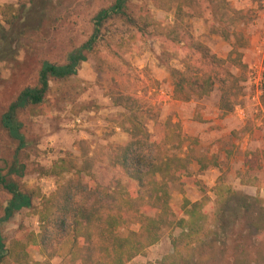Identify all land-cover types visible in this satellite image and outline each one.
<instances>
[{
    "label": "rangeland",
    "instance_id": "rangeland-1",
    "mask_svg": "<svg viewBox=\"0 0 264 264\" xmlns=\"http://www.w3.org/2000/svg\"><path fill=\"white\" fill-rule=\"evenodd\" d=\"M114 1L0 0V8L13 6L17 16L13 26L0 17V118L22 90L36 84L42 62L63 64L69 53L90 38L95 15L112 6ZM228 1L231 9L250 14L249 21L238 24L235 29L248 43L239 51L240 60L235 55L230 57L232 48L227 41L217 33H210L202 14L191 18L188 25L194 43L210 48L225 62L227 72L236 78L233 87L236 89L229 90V100L233 103L237 99L233 112L224 115L219 110L224 91L218 84L203 99H192L188 103L172 100V71L194 75L201 70L200 65L191 54L184 59L178 44L160 36L164 27L174 24V11L169 9L171 3L133 0L131 8L136 17L143 14L154 23L149 35L140 38L121 24L113 27L114 33L105 32L100 50L88 56L77 76L65 83L52 84L44 106L21 113L28 142L27 149L20 155L21 162L27 166L21 182L39 191L42 197L34 201L33 209L19 213L4 225L3 233L9 243L21 226L30 232H39L38 213L43 197L52 195L58 186L57 180L45 174L55 162L67 154L80 159L85 154L98 160L110 149L127 142V134L116 123L123 113L114 103L118 95L134 97L145 111H149L144 121L150 129L157 122L176 124L180 114L191 116L195 112L189 120L194 121L197 128L180 124L184 143L179 155L190 157L191 174L198 176L195 171L202 165L222 173L225 170L218 182L228 185L230 170L227 168L233 159L243 167L237 174L240 173L246 190L239 189L238 185L230 186L264 202V3ZM8 11L6 9V13ZM111 36L114 38L110 39ZM135 36L137 40H132ZM240 110L244 111L243 116L239 115ZM191 128L197 129L199 135L190 136ZM215 140L217 147L211 143ZM16 147V143L0 131V167L4 166L3 161L12 160ZM200 183L204 192L178 184L172 187L173 204L180 207L184 199L195 203L204 196L213 204L215 187L203 180ZM8 199L0 191V207H4ZM227 217L226 231L230 238L241 239L245 244L243 264H264V234L251 228L240 209ZM138 229L139 226L131 221L118 230V235L126 237ZM180 232L174 225L164 228L160 242L129 264H160L172 253L171 238ZM18 236L26 238L25 234ZM232 255L229 251L225 258L218 256L216 263L208 264H233ZM32 260L42 262L44 258L34 252ZM50 263L62 264L58 258Z\"/></svg>",
    "mask_w": 264,
    "mask_h": 264
},
{
    "label": "trees",
    "instance_id": "trees-1",
    "mask_svg": "<svg viewBox=\"0 0 264 264\" xmlns=\"http://www.w3.org/2000/svg\"><path fill=\"white\" fill-rule=\"evenodd\" d=\"M132 1L115 0L112 6L101 9L93 18L90 38L69 53L63 64L42 62L36 84L22 90L1 115L0 131L17 147L12 160L3 161L4 166L0 167V191L9 197L6 205L0 207V264H51L54 258L62 264H129L158 244L163 229L172 225L181 232L171 238L172 253L160 264L216 263L218 256L223 259L229 251L233 253V264H243L245 244L240 238H230L226 231L227 215L237 209L243 212L251 228L264 234V202L223 182L213 190V204L204 196L201 201L191 203L184 199L180 207L175 206L171 189L176 184L201 192L205 189L190 172V157L179 155L184 143L181 125L157 122L150 129L144 121L149 111L134 97L118 95L114 103L123 113L116 123L127 134V142L98 160L85 154L82 159L67 154L55 162L45 174L57 180L58 186L52 195L43 197L38 213L39 232L21 226L10 243L5 238L4 225L19 213L33 209L34 201L42 197L39 191L21 182L27 166L20 155L28 147L21 113L44 106L52 84L77 76L88 56L100 50L105 32L114 33L113 27L121 24L140 38L149 35L154 23L143 14L136 17ZM162 1L171 3L169 9L174 11L175 20L172 26L164 27L160 36L178 44L184 59L191 54L201 68L189 76L172 71V100L188 103L203 99L218 84L224 91L219 110L224 115L233 112L237 99L233 103L229 100V90L236 89V78L210 48L194 43L188 21L202 14L210 33L227 41L232 48L230 57L235 55L240 60L239 51L248 43L235 29L249 21V12L231 9L228 0ZM6 9L0 8V17L13 26L17 21L14 7ZM136 36L131 39L137 40ZM131 221L139 226L138 231L119 236L118 230ZM24 234L26 238L18 236ZM34 252L40 253L44 261H33Z\"/></svg>",
    "mask_w": 264,
    "mask_h": 264
},
{
    "label": "crops",
    "instance_id": "crops-1",
    "mask_svg": "<svg viewBox=\"0 0 264 264\" xmlns=\"http://www.w3.org/2000/svg\"><path fill=\"white\" fill-rule=\"evenodd\" d=\"M194 114H195V112H192L191 116L180 114L177 122L181 125H184L187 123L190 126L192 125V127H196L197 126L196 123L194 121L192 122L191 120H189L190 118L191 119L193 118ZM189 134H190V136H198L199 135V133H197V129H193V128L190 129ZM211 143H215V147L218 146V143L216 142V140L212 141ZM231 163L232 164H230V168H227V170H230V174L228 175L229 176L228 177V182H229L228 185L229 186L230 185H233V186L238 185L239 189H243V190L245 189L246 190L245 183L243 184L241 179L239 178L240 173H239V175L237 174V170H239V168H241L240 170L243 171V167H241L242 165H240V163L237 165L233 159H232ZM193 170H195V168ZM195 172L198 173V176H195L196 179H198L199 181L203 180L205 184H210L213 187H216L218 185L219 178L222 177L224 173H226L225 170L222 173L220 170L212 168L211 166L205 167L203 169L201 166H199L197 168V171H195ZM258 184H259V182H258ZM261 184H263V181H261ZM187 187L195 189V188L190 187V186H187Z\"/></svg>",
    "mask_w": 264,
    "mask_h": 264
},
{
    "label": "built area",
    "instance_id": "built-area-1",
    "mask_svg": "<svg viewBox=\"0 0 264 264\" xmlns=\"http://www.w3.org/2000/svg\"><path fill=\"white\" fill-rule=\"evenodd\" d=\"M244 114H245V113H244L243 110H240V111H239V115H240V116H243ZM77 123L79 124V123H80V120H78Z\"/></svg>",
    "mask_w": 264,
    "mask_h": 264
}]
</instances>
